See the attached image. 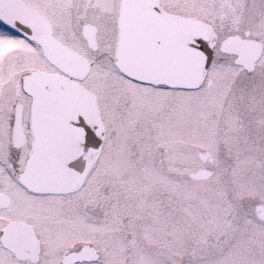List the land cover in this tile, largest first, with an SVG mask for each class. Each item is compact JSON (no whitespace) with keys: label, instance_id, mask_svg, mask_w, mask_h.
Listing matches in <instances>:
<instances>
[{"label":"snow or ice","instance_id":"1","mask_svg":"<svg viewBox=\"0 0 264 264\" xmlns=\"http://www.w3.org/2000/svg\"><path fill=\"white\" fill-rule=\"evenodd\" d=\"M0 264H264V0H0Z\"/></svg>","mask_w":264,"mask_h":264}]
</instances>
